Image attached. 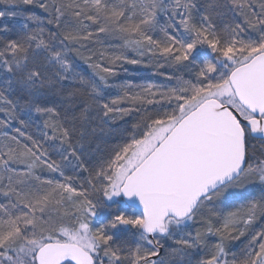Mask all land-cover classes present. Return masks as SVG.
Wrapping results in <instances>:
<instances>
[{
  "label": "snow or ice",
  "instance_id": "snow-or-ice-1",
  "mask_svg": "<svg viewBox=\"0 0 264 264\" xmlns=\"http://www.w3.org/2000/svg\"><path fill=\"white\" fill-rule=\"evenodd\" d=\"M0 5V264H264V0Z\"/></svg>",
  "mask_w": 264,
  "mask_h": 264
},
{
  "label": "trees",
  "instance_id": "trees-1",
  "mask_svg": "<svg viewBox=\"0 0 264 264\" xmlns=\"http://www.w3.org/2000/svg\"><path fill=\"white\" fill-rule=\"evenodd\" d=\"M3 6L0 5V8H2ZM37 12H39L38 9H36ZM114 43H117L116 41H113ZM151 69V68H150ZM153 71V69H151V72ZM160 71H163L165 73H169L171 71V69H168V68H164V69H161ZM125 80H130L132 81L133 83L135 84H140V83H144V82H148V81H152L154 83H157V84H160V83H163L165 82L164 81V77L162 76H152L151 74L149 76L147 75H144V74H138V73H132V72H129L128 74H123L121 73L120 76H118L116 78V81L117 82H121V81H125ZM112 94L113 95H116L117 94V91L115 89L112 90ZM129 122V126L131 125L132 123V120L133 118L132 117H128L126 118ZM105 146L102 145V148H104ZM240 247V244L239 242H236L235 244V247H234V251L235 250H238Z\"/></svg>",
  "mask_w": 264,
  "mask_h": 264
},
{
  "label": "rangeland",
  "instance_id": "rangeland-1",
  "mask_svg": "<svg viewBox=\"0 0 264 264\" xmlns=\"http://www.w3.org/2000/svg\"><path fill=\"white\" fill-rule=\"evenodd\" d=\"M129 69V72L132 73H138V74H144L149 76L151 74V69L150 68H144L138 65H125Z\"/></svg>",
  "mask_w": 264,
  "mask_h": 264
}]
</instances>
